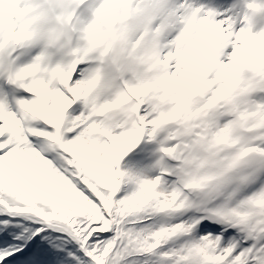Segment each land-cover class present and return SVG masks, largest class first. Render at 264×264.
I'll return each instance as SVG.
<instances>
[{
	"label": "snow or ice",
	"instance_id": "1",
	"mask_svg": "<svg viewBox=\"0 0 264 264\" xmlns=\"http://www.w3.org/2000/svg\"><path fill=\"white\" fill-rule=\"evenodd\" d=\"M258 20L0 0V264H264Z\"/></svg>",
	"mask_w": 264,
	"mask_h": 264
},
{
	"label": "rangeland",
	"instance_id": "2",
	"mask_svg": "<svg viewBox=\"0 0 264 264\" xmlns=\"http://www.w3.org/2000/svg\"><path fill=\"white\" fill-rule=\"evenodd\" d=\"M202 2H205V3H208L210 4L209 2H206L204 0H202ZM210 5H214V6H218V7H221V8H229L230 6H225V5H218L216 3L214 4H210ZM261 29H264V21H261L260 23H258L257 25H255V27L253 28V31H260Z\"/></svg>",
	"mask_w": 264,
	"mask_h": 264
},
{
	"label": "bare ground",
	"instance_id": "3",
	"mask_svg": "<svg viewBox=\"0 0 264 264\" xmlns=\"http://www.w3.org/2000/svg\"><path fill=\"white\" fill-rule=\"evenodd\" d=\"M215 1H216V0H215ZM217 1H219V0H217ZM217 1H216V2H217ZM219 2H221V1H219ZM219 2H217V3H219ZM237 3H239V2H237V0H231V1H230L229 3H227V4H229V5L231 6V5H234V4H237ZM220 4H221V3H220ZM254 27H255V25H254ZM254 27H253V28H254Z\"/></svg>",
	"mask_w": 264,
	"mask_h": 264
}]
</instances>
